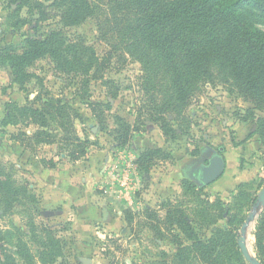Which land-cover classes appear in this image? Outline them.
I'll return each mask as SVG.
<instances>
[{
  "label": "rangeland",
  "instance_id": "obj_1",
  "mask_svg": "<svg viewBox=\"0 0 264 264\" xmlns=\"http://www.w3.org/2000/svg\"><path fill=\"white\" fill-rule=\"evenodd\" d=\"M18 3L0 0V162L12 171L17 183L29 184L39 200L35 221L58 231L69 264H178L181 245L188 250L186 264H242L237 259L239 253L243 255L239 246L242 227L250 213L256 211L259 217L264 209H255L264 187V144L258 133L264 109L242 94L226 60L216 52L209 55L212 79L190 91V102L183 106L173 95L168 72L160 70L151 52L127 34L125 19L110 32L112 23L103 21L105 29L92 18L67 29L69 35H80L93 45L105 64V78L90 79L89 96L83 97L81 75L60 73L50 58H40L28 66L30 77L24 82L16 77L11 60L3 57L6 46H19L27 37H45L57 27L58 19L38 23V14L32 15L28 7L18 8ZM97 3L105 20L114 19L116 13L132 15L127 0ZM252 21L264 31L262 17L255 13ZM108 80L120 87L118 97H112L110 86L105 84ZM90 101L111 105V109H105L104 125ZM45 102L66 103L75 109L79 115L73 120L76 133L90 140L85 156L71 160L61 142L42 143L34 136L39 127L24 123L22 107L41 108ZM158 107H163V119H167L173 134L165 135L163 120L151 115L158 112ZM117 115L135 129L125 146L115 141ZM221 148L226 160L224 174L209 185H201L193 175L196 167L207 164L212 152ZM145 150L156 151L147 168L137 164ZM51 159L57 163L56 171L73 174V166L80 168L79 174L69 180L77 186L73 196L79 195L82 179L87 177L88 191L110 207L109 229L105 230L103 220L107 210L101 207L95 220L99 223L91 227L79 223L83 220L73 214L62 220L50 216L51 211L45 209L47 179L43 167L53 168L49 166ZM24 209L17 206L5 212L0 207V227L7 236L4 244L11 248L17 240L16 227L27 230ZM170 209L174 214L179 212L178 221L183 224L168 215ZM258 217L248 222L246 233L248 248L251 238V254L256 257ZM189 231L212 246L208 254L192 248L195 239L187 236ZM78 237L90 243L81 245L85 249L79 251L93 258V263H83L77 256L79 252L73 253L71 243ZM31 245L36 251L37 246ZM243 257L244 264H251Z\"/></svg>",
  "mask_w": 264,
  "mask_h": 264
},
{
  "label": "trees",
  "instance_id": "obj_2",
  "mask_svg": "<svg viewBox=\"0 0 264 264\" xmlns=\"http://www.w3.org/2000/svg\"><path fill=\"white\" fill-rule=\"evenodd\" d=\"M127 1L132 6V15L123 13L118 16L116 13L114 19L105 20L97 0H52L49 4L44 0H18V8L28 7L32 15L38 14L35 19L38 23L57 18L58 25L45 37H27L19 46H6L2 55L11 60L16 77L25 79L24 82L30 77L28 66L40 58H50L60 73L83 77V97H87L90 79L105 78V64L93 45L80 35H69L67 29L94 18L105 29L103 21H107L108 25L112 23L108 28L111 32L125 19L127 34L151 52L152 60L158 63L160 70L168 72L174 88L173 95L181 105L189 104L190 91L201 82L212 79L209 55L216 52L230 65L242 94L253 100L258 108L264 109V31L252 21L255 13L264 19V0ZM105 84L110 86L112 97H118L120 87H115L113 80L105 81ZM89 103L104 125L105 109H111V105ZM153 103L156 108L157 100L154 99ZM162 108L158 107L160 111L151 115L158 121L163 120L161 127L165 135L173 134L167 127V119H163ZM21 112L24 123L39 127L34 136L42 143L61 142L63 149L68 148L67 155L71 160H78L87 154L90 140L77 135L73 120L79 115L71 105L45 102L41 108L24 106ZM116 123L115 141L119 146H125L135 129L120 115L116 116ZM258 123V133L264 144V117L259 118ZM28 146L31 144L28 143ZM155 154L153 150L141 152L137 164L146 168L151 166ZM49 163L50 167L57 166L53 159ZM38 203L29 184L17 183L12 171L0 162V207L5 212H12L15 207L23 206V212L28 215L27 230L16 227L17 240L12 248L4 244L7 236L3 235L5 232L0 227V264H69L65 259V244L58 231L49 224L35 221L39 213ZM173 211L170 209L168 215L183 224L178 221L179 212L174 214ZM188 235L195 239L193 249L206 251V254L212 249L211 245L194 238L190 231ZM255 236L257 257L264 264V209L257 219ZM31 244L37 246L36 251ZM187 252L181 245L176 260H179L178 264H186L189 259ZM237 259L244 264L242 254L239 253Z\"/></svg>",
  "mask_w": 264,
  "mask_h": 264
},
{
  "label": "crops",
  "instance_id": "obj_3",
  "mask_svg": "<svg viewBox=\"0 0 264 264\" xmlns=\"http://www.w3.org/2000/svg\"><path fill=\"white\" fill-rule=\"evenodd\" d=\"M75 163V162H74ZM72 173L65 172L64 170H54L55 168H45V179H47V183L45 181V209L50 212V216L54 219L62 220L63 218H68L71 214L75 215V217H79L83 221H79V223H83L84 226L95 225V223H99V221H95L98 219V210L99 208H104L107 210L103 214V220L105 221L104 225L109 229L112 221V213L108 203H105V200L94 197L95 194H91L90 188L88 187V179L84 177L82 179V185L79 189V195L73 196L74 191L77 186H74L71 181L72 178H75L76 175L79 174V167L73 166ZM56 176V177H55ZM57 178V179H56ZM50 185V186H49ZM61 186V187H60ZM89 189H86L85 187ZM88 194V196H87ZM93 195V197H92ZM84 197V198H83ZM89 197V198H88ZM95 206V207H94ZM93 207V208H92ZM79 214V215H78ZM74 218V217H73ZM60 222H56V224L60 225ZM74 226V224H73ZM109 226V227H108ZM78 234H81L82 231H78ZM78 237L74 239L73 243H71V247L74 254L77 255L79 259L83 262H94V259L91 257H85L79 249H85L84 246H89L90 243L86 244V239Z\"/></svg>",
  "mask_w": 264,
  "mask_h": 264
},
{
  "label": "water",
  "instance_id": "obj_4",
  "mask_svg": "<svg viewBox=\"0 0 264 264\" xmlns=\"http://www.w3.org/2000/svg\"><path fill=\"white\" fill-rule=\"evenodd\" d=\"M221 151H223V148H221L219 151H213L208 159L207 164H201L198 167H196L195 172L193 173L194 178L203 186L209 185L213 182H215L217 179H219L225 172L226 167V160L225 157L222 155ZM264 208V187L259 193L258 201L255 204V209ZM255 217H258L256 214V211L250 213L248 221L243 225L241 230V237L239 239V246L241 248V251L245 258L251 263V264H262L261 261L251 254L248 248L247 243V226L248 222L251 220H254Z\"/></svg>",
  "mask_w": 264,
  "mask_h": 264
},
{
  "label": "bare ground",
  "instance_id": "obj_5",
  "mask_svg": "<svg viewBox=\"0 0 264 264\" xmlns=\"http://www.w3.org/2000/svg\"><path fill=\"white\" fill-rule=\"evenodd\" d=\"M251 247H252L251 238H249V249H250L251 253H253Z\"/></svg>",
  "mask_w": 264,
  "mask_h": 264
}]
</instances>
